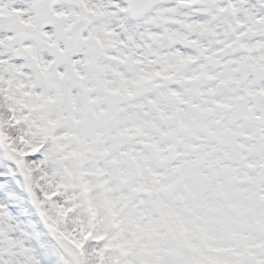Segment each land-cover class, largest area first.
Returning <instances> with one entry per match:
<instances>
[{"label":"snow or ice","instance_id":"6c2138e0","mask_svg":"<svg viewBox=\"0 0 264 264\" xmlns=\"http://www.w3.org/2000/svg\"><path fill=\"white\" fill-rule=\"evenodd\" d=\"M0 264H264V0H0Z\"/></svg>","mask_w":264,"mask_h":264}]
</instances>
